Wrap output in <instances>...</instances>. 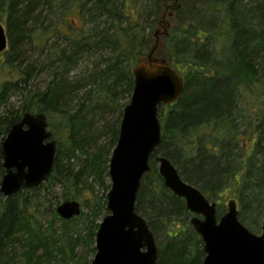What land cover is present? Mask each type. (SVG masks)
<instances>
[{"label": "trees", "instance_id": "trees-1", "mask_svg": "<svg viewBox=\"0 0 264 264\" xmlns=\"http://www.w3.org/2000/svg\"><path fill=\"white\" fill-rule=\"evenodd\" d=\"M148 1L154 18L146 22H151L148 28L153 33L167 0ZM145 2L0 0V10L8 19L9 40L8 50L0 57V106L13 93L23 97L17 109H8L0 117V138L4 141L28 112L45 114L49 130L57 125L52 132L57 154L49 181L0 200V261L9 255L17 257L9 251V240L22 231L35 234L38 217L43 216L38 192L45 190L50 195L58 183L65 189L63 202L78 201L66 188L77 187L86 170L75 173L64 164V157L92 151L88 162L99 168L101 176L109 177L110 159L129 104L121 100L132 97L133 70L151 52L152 36L146 34L147 26H141L140 9ZM175 13L176 26L165 38V47L170 64L185 81V90L175 104L160 108L163 140L151 159V173L142 181L136 210L155 236L159 264H203L204 244L189 221L194 215L184 199L164 186L156 158H168L181 178L209 199L233 191V199L240 204V221L251 232H260L264 213V0H176ZM71 15L81 27L69 21ZM74 70L78 72L72 75ZM73 101L76 107L70 106ZM245 104L254 108L248 117ZM115 113L117 118L112 121L110 116ZM97 118L105 123L103 133L111 137L99 145L92 134ZM243 123L248 135L239 131ZM239 135L248 137L250 149L242 159L238 150L244 144ZM205 140L216 144L218 151L207 148ZM4 175L0 146L1 182ZM22 192L37 196L21 201ZM59 199L52 209L55 217L59 216ZM220 209L218 219L224 215ZM97 212L95 208L90 222L94 254L101 224ZM27 255L26 264H30L32 252Z\"/></svg>", "mask_w": 264, "mask_h": 264}, {"label": "water", "instance_id": "water-1", "mask_svg": "<svg viewBox=\"0 0 264 264\" xmlns=\"http://www.w3.org/2000/svg\"><path fill=\"white\" fill-rule=\"evenodd\" d=\"M166 6L157 27L164 28L165 38L173 29L163 22ZM175 9L176 4L174 20ZM154 36H160L158 30ZM151 44L150 54L133 70V94L124 109L118 142L109 164L108 215L96 233V254L91 264H159L157 241L136 205L142 181L152 171L151 159L163 140L160 108L180 99L185 81L170 64L167 54L168 61L164 57L159 59L157 44ZM8 46L7 31L0 22V57ZM56 154L57 144L49 130L47 116L25 113L1 144L5 175L0 193L10 198L23 189L38 188L48 182ZM156 160L164 186L184 199L187 210L194 215L190 223L204 244L203 264H264V213L260 235L240 221L234 199L228 202L227 212L218 219L217 203L185 182L168 158L159 156ZM56 211L61 219L70 221L82 214V205L77 200L65 201Z\"/></svg>", "mask_w": 264, "mask_h": 264}, {"label": "rangeland", "instance_id": "rangeland-1", "mask_svg": "<svg viewBox=\"0 0 264 264\" xmlns=\"http://www.w3.org/2000/svg\"><path fill=\"white\" fill-rule=\"evenodd\" d=\"M176 1L175 0H168L167 6L165 9V15L163 16L164 24L172 29L175 27V20H174V8H175ZM152 4L149 3L148 0L141 5V14L143 19L141 20V26L145 28L146 34L152 36L151 40L153 43L151 45L157 44V53H159V59H163L168 61L166 58V48H165V34L164 28H155L152 33V29L148 28V25L151 22H146L148 19H152L153 13L150 14L152 8ZM48 13L45 12V16ZM70 22L75 21V25L77 27H81V22L78 21L77 17H68ZM7 18L5 13L0 10V22L6 27L7 25ZM37 27V26H36ZM160 33L158 38H155V33ZM8 50V49H7ZM35 51V50H33ZM36 52H38L36 50ZM4 57V56H3ZM1 56V59H3ZM0 59V64H2L3 60ZM78 70L81 72L83 68L78 67ZM77 71H73L72 75L76 74ZM4 78V76H3ZM41 81V80H39ZM43 83V82H42ZM22 95L19 93H13L7 104L0 106V117L4 116L8 112V109H17L18 106L22 103ZM131 98H127V95L123 97L121 103L127 104L129 103ZM74 102V104H72ZM70 103V106L76 107V102L73 101ZM247 110L245 112V116L248 117L249 112L254 110L247 104L244 106ZM112 121L117 118V113L110 116ZM123 117V116H122ZM161 119V116L159 114ZM109 118L108 120L112 122ZM122 121V120H121ZM104 122H100L97 118V122L94 123V127L92 129V134L94 135L97 145L104 144V142H109L111 137L110 135H106L103 132ZM57 129V125L51 127V131L54 132ZM240 132H247L248 129L246 127V123H243V127L239 130ZM241 136V142H243L244 146L239 148L238 154H240V158H244L246 155L245 153L249 152L248 145L246 141L248 137ZM53 139L56 141L55 137ZM2 140L0 138V146L2 144ZM57 142V141H56ZM96 145V146H97ZM205 146L212 150L213 152L218 151V146L214 144H208L207 140H205ZM95 147V146H94ZM67 146H62V150L66 151ZM248 148V149H247ZM92 157V151L83 152L82 150L77 151L75 155L68 157H64V164L69 168L77 173H81L83 169L84 171L83 176H80L81 182L78 183L77 187L71 186L67 187L66 191L72 192L73 196H77L76 199L82 204V215L77 217L75 220L65 223L63 219L59 216L55 217L52 214V209L56 206V198H60L58 201L60 204L63 202L61 199L62 193L65 190L62 184L56 183L52 189L50 195L47 194L45 190L38 192V196L42 199L43 207L41 209L42 217H38L39 224L36 226L35 234H30L27 232L22 231L21 234L17 235V237H13L14 239L9 240L7 242V246L9 247V251L17 254L15 259H12L13 256H5L0 262L1 264H26L28 262L26 256V252H32V260L30 264H91L92 260L94 259L95 254L92 253V242H91V220L93 219V214L95 212V208H98V212L100 214L99 223L103 221V219L108 215L107 211V194L111 189V181L110 178L106 175H100L99 168L97 166L91 165V161L88 162ZM241 158V159H242ZM86 164V165H85ZM85 165V167H84ZM159 164H157L158 168ZM216 172V169L214 170ZM1 184V181H0ZM1 186V185H0ZM234 192L229 190L225 191L222 198H208L211 202H215L218 205V209H223L224 214L227 212V205L228 202L233 199ZM0 195H2L0 193ZM26 196H34L36 197L35 193H27L22 192L20 193L19 200H23ZM5 199L2 195L0 200ZM52 200V202L47 200ZM55 199V200H54ZM235 199V198H234ZM220 209V210H221ZM238 210L240 212V204H238ZM190 221V220H189ZM263 222V214L260 220L261 228ZM245 225V224H244ZM246 226V225H245ZM24 232V233H23ZM262 229L260 230L257 235H260ZM96 244H94L93 248H95ZM192 251V248H191ZM193 253V251H192Z\"/></svg>", "mask_w": 264, "mask_h": 264}, {"label": "flooded vegetation", "instance_id": "flooded-vegetation-1", "mask_svg": "<svg viewBox=\"0 0 264 264\" xmlns=\"http://www.w3.org/2000/svg\"><path fill=\"white\" fill-rule=\"evenodd\" d=\"M176 1V0H175ZM207 1V0H206Z\"/></svg>", "mask_w": 264, "mask_h": 264}]
</instances>
